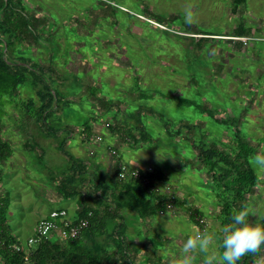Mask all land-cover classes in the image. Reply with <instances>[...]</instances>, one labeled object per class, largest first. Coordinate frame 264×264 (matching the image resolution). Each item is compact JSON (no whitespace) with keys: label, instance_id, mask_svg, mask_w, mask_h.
<instances>
[{"label":"rangeland","instance_id":"1","mask_svg":"<svg viewBox=\"0 0 264 264\" xmlns=\"http://www.w3.org/2000/svg\"><path fill=\"white\" fill-rule=\"evenodd\" d=\"M23 3L39 38L36 44L30 40L31 47L19 53L39 62L45 70L51 69V74L47 73L54 80L51 89L59 93L53 105L56 109L47 116L52 133L25 111L29 98L37 101L29 80L17 91V102L9 107L6 117L9 128L16 130V126L23 134L25 150H34L30 156L33 163L25 157L24 166L15 165L0 176V191L4 190L9 198L6 222L23 244L32 236L35 223L52 210L65 209L68 217L74 215L73 208L78 210L79 204L73 207L71 200L55 202L59 196L54 183L61 184L67 173V156L57 150L58 143L64 142L63 150L70 156L78 155L76 150L92 152L91 148L82 149L81 143L69 149L65 134L76 139L73 143L79 137L84 144L92 142L85 128L102 129V134L120 128L126 132L111 114L128 122L126 113H132L133 137L138 136L140 118L150 139L138 148L165 158L163 168L174 170L169 185L186 199L183 205L178 198L180 204L175 201L172 214L155 217L154 225L149 224L146 232L136 230V236L132 235L136 228L132 227V214L120 213L128 240L132 243L133 237L138 242L143 236L144 243L150 245L147 255L141 258L143 261L149 258L152 264H178L177 254L184 240L199 232L191 222L190 213L195 208L190 198L198 203V211L195 210L205 219L207 231L220 234V203L215 188L208 183V175L204 177L190 166L200 143L208 147L215 142L220 150L231 155L232 132H241L240 136L255 149L249 164L259 177L253 195L248 198L253 213L250 219L264 215V169L253 165V158L264 153V0H245L240 5L234 0H23ZM143 10L160 17L163 24L152 20ZM175 16L178 19L172 22ZM205 32L210 35H202ZM239 34L242 37H237ZM200 38L208 39L199 43ZM48 43L55 49L52 55L44 48ZM49 57H54L53 62H48ZM73 76H77L73 85L60 78L71 82ZM26 77L30 79L28 74ZM93 88L98 90L95 97L90 94ZM101 98L111 105H104ZM180 100H190L193 105ZM205 109L225 124L236 121L235 126L231 129L214 121L203 113ZM164 122L168 123L169 131L187 124L192 133L183 131L178 139H169ZM37 153L42 154L41 159ZM139 161L162 167L155 159L154 162L134 159ZM182 162H187L189 168L178 167ZM83 190L91 193L94 201L91 200L90 206L96 208L95 191L81 184L78 191ZM115 223L109 221L107 232H111ZM58 238L57 234L49 236L52 241ZM198 264H202V258L198 257Z\"/></svg>","mask_w":264,"mask_h":264},{"label":"trees","instance_id":"2","mask_svg":"<svg viewBox=\"0 0 264 264\" xmlns=\"http://www.w3.org/2000/svg\"><path fill=\"white\" fill-rule=\"evenodd\" d=\"M244 1L234 0V3L240 5ZM145 11L147 10L145 9ZM141 12L150 16L155 22L163 24L160 17L146 13L144 10ZM177 19L178 17L175 16L172 22ZM35 27L34 21L28 16V10L23 0H0V132L2 118L7 114L3 110V106L5 103L12 105L17 102V91L20 87H24L28 80L35 90L37 101L34 102L29 98L25 111L28 115H34L36 122L42 123L50 133L53 132V129L48 128L47 116L56 109L53 108V105L59 93L51 89L54 80L47 73L51 74L52 71L49 68L45 70L40 67L39 62L26 59L19 53L20 50L31 47L30 40H33L34 44L37 43L39 37L35 34ZM202 35L210 34L205 32ZM241 35L239 34L237 37H242ZM165 36H170V34ZM206 39L208 38H200L197 41L202 43ZM44 48L51 55L55 51L53 45L49 43ZM53 59L54 57H49L48 62H53ZM26 74L30 79L26 77ZM60 78L62 82L71 85L77 82V76H73L71 82H66L67 78ZM47 79H49V84H46ZM97 92V88H93L90 94L95 97ZM141 97L148 99L146 94H141ZM101 99H103L104 105H111L105 98ZM180 101L189 106L193 105L190 100ZM203 113L214 121L225 124L222 120H216L211 110L205 109ZM138 121L140 129L138 127L135 129H139L140 140L148 141L150 137L146 133L143 123L140 122V118ZM163 124L169 139H178L183 131L192 133L191 126L187 124H183L174 131L168 130L167 122ZM235 124L236 121L232 120L225 125L232 129ZM87 130L86 128L85 131L88 132ZM111 131L116 130L112 129ZM240 135V131L232 132L234 144L231 147V155L220 150L215 142H211L208 147L202 143L197 145L199 152L196 157L210 177L209 183L215 188V196L220 203L218 220L221 227L227 223L228 217L242 205L249 208L248 198L253 195L259 181L257 173L249 164L255 154V149ZM58 146L59 150L67 156L68 170L62 183L56 186V193L64 201L78 197L80 211L73 221L76 224L90 213L89 226L77 240L61 241L57 239L52 241L47 238L33 244L27 254L13 252L9 247L22 242L10 233L6 224L9 201L0 196V264H152L153 262L149 258V261L139 258L140 248L132 245L128 240L126 226L123 223L124 217L120 215L122 212L135 213L140 219H151L164 210V207L157 203L154 196L150 194V186L136 181L133 184L123 185L124 191L119 192L120 194L116 193L119 184H114V187L116 186L113 187L114 189L110 185H107V189H103L102 186L97 187L100 192L103 191L105 194L109 190L110 196L98 198L97 207L93 208L90 206L92 205L91 193L76 190L84 181L82 177L87 178L90 174L85 172L83 164L74 160L68 152L63 150L64 142H59ZM10 156V147L0 140V163ZM190 217L191 222L198 227L194 217L192 215ZM109 221H116L111 232H107L106 229ZM25 257H27V261L24 260ZM261 258L262 261L259 262ZM156 260L162 262L160 257H156ZM239 264H264V247L255 254L250 253L242 257Z\"/></svg>","mask_w":264,"mask_h":264},{"label":"crops","instance_id":"3","mask_svg":"<svg viewBox=\"0 0 264 264\" xmlns=\"http://www.w3.org/2000/svg\"><path fill=\"white\" fill-rule=\"evenodd\" d=\"M66 102H68V101H66ZM10 106H11L10 103H5V105L3 106V110H5L7 112V114H6V116L4 118H2L0 140L2 142L6 143L10 147L11 156L8 159H6V160H4L3 162L0 163V176L2 174H4L3 171L5 172L6 169L15 168V165H17V167H18V165H23L24 166L23 160H24L25 157H27L28 160L31 163H33V161H31V159H30V156H33V151L34 150H32V149L25 150L26 145H25L24 141L22 140L23 139V134L21 132H19L20 130L17 131V127L16 126H15L16 130H14L12 128L10 129L9 126H8L9 123L7 121L9 119H7L6 117L8 116V109H9ZM111 117L116 122H118V124L122 125L123 128H125L126 132L124 131V129L120 128L119 131H116V132L112 131L111 133L105 132V134H102V133H100V131L102 129L99 130V128H98V130L97 129L96 130H91V129L87 128L88 132H86L84 130L83 131L89 136V138H91V137L94 138V137H98L99 136L101 138V141L100 142H96V141H94V139H92L91 140L92 142H88V143L85 142L84 144H83L84 141L81 140L79 137H78L77 141L75 143H73V141L76 140V139L73 138V136L70 135V134H68V135L65 134V139L69 138L68 139V144H67L69 146V149H71V150L75 149L77 147L76 144L81 143L82 149L84 147H86V150L90 149V148L92 150V152H90V153H89V150L87 152L82 151L83 153L81 151L76 150V152H78V155H74L73 154V155H71V157L74 160H78V162L83 164V166L85 167V172L90 174L87 178L86 177H84V178L82 177V180L84 179V181L81 182V184H87L88 187H92V190L95 191L94 194L97 195V200H96L95 204L97 203L98 198H101V197L107 198V197L110 196V191L109 190H107L106 194L103 193V191H102L101 195H100L99 190L97 189V187L100 188V186H102L103 189H105V188L107 189V185H110L113 188L114 184L115 185L119 184V183H116V181H115V175H116L118 163H120V162L124 163L128 168H132V169H139V170H146L148 168L152 169L153 172L149 175V179L152 182V184L159 190V193L162 194V195L173 196L176 199V202L179 203V204H180V202H178V200H179L178 198L181 199V203L182 204L185 203L186 199H185L184 194L181 193V192L175 193V191H174L175 188L172 185H169V180H170L171 175L173 174L174 170L172 168L169 169V170L163 168L162 165L165 162V158H163L159 154L156 155V156H153V153L150 150H148V149L138 148V147L141 146V144L148 143V141H141L139 135L136 136V137L132 136V134H133L132 133V113L131 114H127L126 113V116H125V119L129 123L128 122H124L125 120L122 119V118L120 119V116L114 117V114H111ZM4 121H6L5 122V124H6L5 126H3ZM137 123H139V121ZM85 130H86V128H85ZM129 130H131V131H129ZM125 136L128 137L131 140L130 143H132V144L126 142ZM132 138L134 139V141H132L133 140ZM111 148L117 151V153H118V157L117 158L116 157H112L109 154V149H111ZM191 148H194V146L192 144H191ZM57 150H59V146L58 145H57ZM123 151L126 152L125 155H122L121 152H123ZM58 153L60 154V151ZM37 154H38V158L41 159L42 154H39V153H37ZM150 158H152V161L149 160ZM158 158L163 159V160H159ZM134 159H139V160L140 159H145L146 160L145 162H154L153 160L155 159V161L159 162L162 167H158V166L151 165V164H145V163L143 164L140 161L139 162H134ZM190 162H191L190 166H191L192 169L199 170L201 172V175L204 176V177H205V175H207L205 173L204 169L199 164L197 157L194 158L193 161L191 160ZM187 165H188L187 162H182V164H179L178 167H180V168L184 167L185 169H188L189 167H187ZM67 170H68V159H67V166H66V170L65 171H67ZM81 171L83 172V170H81ZM63 180H64V178H63ZM208 183H209V181H208ZM1 184H2V181H1V178H0V185ZM54 184H55V187L58 185L57 182L54 183ZM93 184H94V186H93ZM126 184H131V183H126ZM126 184L125 183L119 184V186H117L119 191H117L116 193L120 194L119 192L124 191L122 186L126 185ZM132 184H133V182H132ZM178 184H181V182H178ZM95 186H96V188H95ZM79 188H80V186L78 187V189ZM84 188H86V187H84ZM78 189H76V190L78 191ZM86 189H88V188H86ZM0 196L4 197V198H7L9 200L8 194L4 190L2 192L0 191ZM190 200L191 201H189V202L193 201V204H194V205L191 204L192 207H194L198 211V209H197V207H198L197 204L198 203L192 198H190ZM62 201H63L62 197L59 196V198L55 202H62ZM71 201H73V207H74V205L78 206V203H79V198L78 197H76L75 199H72ZM92 201H94V200L92 199ZM210 203H211V200H210ZM183 205H181V207H183ZM95 207H96V205H95ZM71 209H72V207H71ZM54 210H59V209H54ZM63 210H65V209H63ZM72 210L74 212V215H72L69 218L71 220H74L75 217L77 216V213L80 211V209L78 207V210H79L78 211L77 207H76V209L73 208ZM207 212H208V210H207ZM121 215H123V214H121ZM157 216L159 218H163L164 217V216L162 217V215L160 213H158L151 219H140L138 217V215H136L135 213H132V227H134V226L136 227L135 231L134 230L132 231L133 232L132 235L135 234L136 230H140L141 229L142 231L144 230V232L148 231L150 229L149 228L150 226H148V225L149 224L150 225H154L153 219L155 217H157ZM177 218H178L177 216H173V219H177ZM36 223H35V225H36ZM6 224H7V222H6ZM7 226H8V224H7ZM195 228H196V226H195ZM10 233H11V235L13 237L18 239V237H16L11 232V230H10ZM144 235L146 236V234H144ZM134 236H136V234ZM136 239H134L132 237V245L140 248L138 256L141 259L142 257H145L147 255V254H145V252L149 248L150 245H147V242L144 243V237L143 236H142V239L139 240L138 242H137ZM147 239H148V237H147ZM155 252H156V250H155Z\"/></svg>","mask_w":264,"mask_h":264},{"label":"clouds","instance_id":"4","mask_svg":"<svg viewBox=\"0 0 264 264\" xmlns=\"http://www.w3.org/2000/svg\"><path fill=\"white\" fill-rule=\"evenodd\" d=\"M187 20L191 22V16ZM253 165L264 169V153L253 158ZM250 217L251 209L242 205L228 217L219 235L205 230L189 236L177 254L178 264H198V257L202 264H239L245 255L257 253L264 247V217Z\"/></svg>","mask_w":264,"mask_h":264},{"label":"built area","instance_id":"5","mask_svg":"<svg viewBox=\"0 0 264 264\" xmlns=\"http://www.w3.org/2000/svg\"><path fill=\"white\" fill-rule=\"evenodd\" d=\"M107 129L111 126L109 124L105 125ZM126 142L130 143L131 140L126 137ZM94 139V141L99 142L101 138L94 137L90 138V140ZM109 154L112 157H118V153L114 149H109ZM152 169L148 168L146 170L132 169L128 168L124 163H118L117 171L115 175L116 183H132V182H141L143 185L150 186L149 192L154 196V200L161 204L164 207V210L159 213L162 214H172L175 210L176 199L170 195H162L159 193V190L152 184L149 179V175L152 173ZM197 224L198 231H207V224L205 219L198 214L196 210H193L190 213ZM91 214L88 213L87 217L80 219L76 224L73 220L68 217V213L63 210H53L48 215L40 219L33 229V234L28 238L26 244H18L9 247L13 252L16 253H25L27 254L29 248L36 244L37 242L49 238V236L57 234L61 241L67 240H77L80 238L82 232L86 230L89 226V218ZM27 261V257L24 258Z\"/></svg>","mask_w":264,"mask_h":264}]
</instances>
